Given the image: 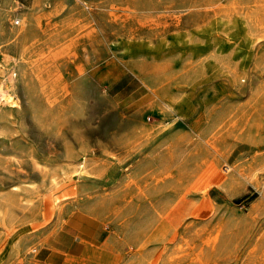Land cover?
<instances>
[{"label":"rangeland","instance_id":"obj_1","mask_svg":"<svg viewBox=\"0 0 264 264\" xmlns=\"http://www.w3.org/2000/svg\"><path fill=\"white\" fill-rule=\"evenodd\" d=\"M0 90V264H264V0H0Z\"/></svg>","mask_w":264,"mask_h":264},{"label":"crops","instance_id":"obj_2","mask_svg":"<svg viewBox=\"0 0 264 264\" xmlns=\"http://www.w3.org/2000/svg\"><path fill=\"white\" fill-rule=\"evenodd\" d=\"M105 175L89 181L92 184L84 178L78 179L76 188L78 191L87 185L101 188L108 178ZM64 191L63 199L70 197V188ZM68 212L66 209L63 214L66 221L64 230L53 235L52 244L44 246L40 264H95L96 258L105 254L104 242L108 234L102 219L85 209Z\"/></svg>","mask_w":264,"mask_h":264},{"label":"bare ground","instance_id":"obj_3","mask_svg":"<svg viewBox=\"0 0 264 264\" xmlns=\"http://www.w3.org/2000/svg\"><path fill=\"white\" fill-rule=\"evenodd\" d=\"M0 91H1V90H0ZM2 92H3V91H2ZM5 93H7V92H5ZM5 98H6V100H7L9 103H11V104H15V103H17L16 97H15V96H12V94L6 96ZM10 172H13V170H10ZM9 176H10V174H9ZM9 176H5V175L1 176V177H0V184H1V185L6 184L7 181H8V180H7V177H9ZM13 177H15V176H13ZM13 188H17V186H16V185H13Z\"/></svg>","mask_w":264,"mask_h":264},{"label":"built area","instance_id":"obj_4","mask_svg":"<svg viewBox=\"0 0 264 264\" xmlns=\"http://www.w3.org/2000/svg\"><path fill=\"white\" fill-rule=\"evenodd\" d=\"M16 22L18 23L19 21L16 20Z\"/></svg>","mask_w":264,"mask_h":264}]
</instances>
